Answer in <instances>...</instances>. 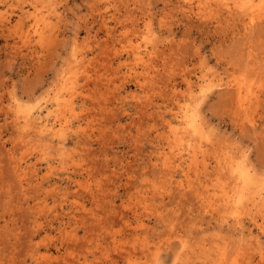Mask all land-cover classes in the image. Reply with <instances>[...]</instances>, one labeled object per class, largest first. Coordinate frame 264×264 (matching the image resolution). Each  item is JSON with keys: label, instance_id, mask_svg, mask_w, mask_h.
Wrapping results in <instances>:
<instances>
[{"label": "rangeland", "instance_id": "obj_1", "mask_svg": "<svg viewBox=\"0 0 264 264\" xmlns=\"http://www.w3.org/2000/svg\"><path fill=\"white\" fill-rule=\"evenodd\" d=\"M195 1L196 3L194 2V6L197 9L198 7L196 5L199 4V1ZM230 1L233 2L236 0ZM54 2L56 5L54 4ZM178 2L179 1L177 0H0V264H51L54 263V260L52 258H55L57 256L61 257V260L58 264H109L111 260L117 261L118 264H130L127 262V260L123 259V257H121L117 253L118 251L116 249L112 248V243L111 246L108 247V249H105L104 246L100 247L101 249L99 247H96L99 242L98 238H100V234H104L105 232L109 234L114 232V235L120 242L127 244L126 246H124L125 244L123 245L122 243V246L125 247V249L127 248V250H129L131 248L129 251L134 254L135 259H138V262H140L141 259L144 258L140 262L141 264H146L145 258H148V254L150 258H152L151 255H153L155 252H160L161 257H159L162 261L165 259L164 256L167 255L165 263L167 262L168 264H174L175 261L178 260L174 257L176 252L175 250H177V252L179 253L180 250L182 251V248L184 246H181V244L183 243L182 239L188 241L189 243L188 247H186V250H188L186 252L188 255L186 256L188 257L187 260H189V262H186L188 264H213L211 263L210 259H216L215 256L217 258L221 257L225 259L226 264H264V230H260L261 228L257 226L253 221V218L255 217L259 223H263L264 227V219H262L264 217V201H261L264 200V198H261L260 194H256L258 197L256 196V199L255 197H253V200L250 201L251 205L253 202V213L255 212L253 216L258 215L257 217H252V214L244 213L246 215L245 218V216L242 215L246 224L245 233H241V231L239 233V230L236 229V227L233 225V218L232 221L230 220L231 222L229 221L228 223L223 222L221 218L220 220L217 216V210H214V208L211 207V205L216 202V198L212 197V200L207 199L209 195H212L210 193H213L215 190H217L218 192L220 190L219 186L220 188H223L231 180V178L229 179V176L226 173L221 174V172H219V169L214 167L216 166L214 164L216 163L215 159H211L212 157H216H214L213 154L217 153L218 155H222V150L225 155L229 151L228 155L230 157L228 158H233L234 156V159L235 157H239L237 155H239L240 151L241 153L245 154L248 152L246 156H249L247 159L249 160L248 162L252 164L255 168L254 172L258 170L259 175L260 173L262 175L264 174V73L259 72L262 71V64L264 63V19L262 20L263 23L262 21H259L260 23L258 22L260 27L258 26V24H256L255 26V32L257 31L258 34L254 33L253 30L251 33L253 37H251V35L249 34L248 37L247 35H245L244 37L243 33H238L239 30L242 28V25L239 26V24L242 23L240 22L241 20L239 18H235L237 20L234 21L235 19L230 17L224 6H220L221 9L224 8L222 9L224 10V13L222 14L223 11L218 8L219 5L215 2H212V6L210 5L212 8L210 6L207 7V5L204 6L205 10H207L206 15L210 17H206L205 15V18L207 19L202 18L205 12H202V17L201 14H199L197 17V11L199 9H197V11L195 9V13L193 12L194 14L192 12H189V18L186 17V14L188 12L185 11L188 10H185V8L183 7L185 6L183 5L184 3L180 2L178 4ZM213 3L214 5H217V8L216 6L213 8ZM34 5L35 8H41V10L39 9L40 13L41 11H43V14H49L52 11L51 18L53 21L51 22V24L53 22L55 24L51 25V28L49 27L48 30H46L45 32V37H49L48 35H50L51 39L47 37V39H41L36 35H32V38H30V42H24L22 39L23 37H21L20 35H23L24 32L28 31L30 25L33 24V21L31 19H25L23 21H20V13L22 14V10L26 9L32 12L36 10L39 12L38 9L34 8ZM57 5L58 7H56ZM180 6L184 9V11ZM208 9L209 11L211 10L210 12L214 13V15L211 16ZM56 13H59V16L61 17L57 16ZM226 13L227 16L225 15ZM191 14H193V16ZM218 14L220 15V17H218ZM147 21L151 22L153 27L148 26L151 24H147ZM151 28L153 32L150 31V33L149 30H151ZM52 29L54 31H52ZM142 29L144 30V34L147 32L146 29L148 30L146 34H149L152 37V39L150 38V40H152L154 44V41L158 38H160L159 41L161 42L156 40L157 45L155 46L158 48L156 49L157 51L155 50V52H157V56L155 55L154 60L160 72L157 71L158 73H154L156 75V78L154 77L155 75L153 73V75H149L146 73L142 74L143 76L141 75L138 79V81H142L141 85L140 81H135V79L134 81L132 78L125 79L123 74L124 71H127L129 68H136L138 71L140 70L139 68H142L141 65H136V59H134L135 57L133 55V51L130 50L132 47L130 46V43L127 44L130 37H133L132 40H130L129 42L132 41V44L134 43V41L135 43L137 41V43L139 42L138 44H140L141 41V45L143 46L142 48L144 49L146 40H144L143 37H145L146 35L143 36ZM52 32H54L55 36H53L54 34H52ZM154 33H156V35L158 34V38L154 37ZM126 34H128V36L130 37H127ZM111 35L115 37H112ZM136 35L139 38H137ZM123 36L126 37L125 40ZM153 38L156 39L154 40ZM112 42L113 44L117 43V45L114 46L116 48L114 50L111 49V47H113L111 46ZM125 44L128 48L125 46ZM154 44H149L151 49L153 48L151 46H153ZM118 46L122 48L126 47L128 51L124 49L120 51V54L114 55V53L119 49ZM246 49H248L247 54ZM111 50L114 51V53L111 52ZM249 51L251 52V54ZM128 53L130 55H128ZM252 54H256L254 56L255 58ZM200 55L202 59L200 58ZM77 56H79L77 59L79 60L80 58H82V61L79 60L75 63V58ZM130 56L133 57L130 58ZM252 57L255 60H251ZM112 58L114 59V61ZM261 58L263 61H261ZM108 60L111 62L107 63ZM124 60H129L128 62L130 64V67L125 65L120 66L123 63H127ZM241 61L244 62L242 63ZM253 61L255 62L253 63ZM239 62L241 66H239ZM112 63L113 65H115V67L112 65ZM203 63H206L207 65H204ZM244 63L245 67L242 68V64ZM255 63L257 66L258 64L262 65V67L259 65L258 70L257 66L254 65ZM247 65L251 69V77L249 78L253 77L250 80L251 86L253 87L251 101L254 97L256 101L255 99L254 101H252L250 105V111L246 113L247 115L235 116V114L233 115V113L235 112L232 111L234 109L232 107V101L230 99L231 90L227 82L232 81V78L233 80H236L234 79L235 74L236 76L240 75L241 77V74L244 72L243 70L245 69V74L247 75H244L243 73V76L248 77L249 73H246L249 72V69L246 68ZM106 66L112 67H110L109 69ZM202 66L204 67V70L206 69L205 71L207 72V76ZM117 67H120L121 69L119 68L118 70ZM253 67L255 68V71L258 72L256 73V75L261 73L257 75L260 76V80L257 76H252L253 74L255 75V73H253ZM71 70H73V72ZM105 70H107L108 72H105ZM76 71L81 74H78ZM141 71L143 70L141 69L139 72ZM202 71L204 72L201 73ZM69 74H73V79L78 77L77 81L76 79L74 80L76 82V91L74 98L76 101V110L78 112L76 111V117L71 118L72 125L71 127H68V130H66L65 148L67 147V150L64 149L63 151H59L57 153L53 151L54 156L51 157L55 159V161L57 162L55 163L57 165H59V161L61 159L66 160V164L64 165V167L61 166L62 170H60V166L58 167V169H60L58 170L57 176L53 175L51 181L46 182L44 184V187H41L42 189L33 188L36 186L37 183L36 181H33L35 180L33 174H30V176H28V178L30 177L31 180L33 179L32 181H30V183H28V178L25 179V182L24 180L22 182L21 178L17 176L18 174L16 173V171H14V168L16 167L17 162L24 164L25 166L28 165V163L34 164L38 162L40 175L43 176L46 174L47 171V160H45L41 156V147H37V151L34 150L36 148L34 146H37V144L34 145V141H36L38 137L32 130H29L30 133L29 131L26 132L28 128L25 127L27 128L25 130L23 124L25 123V118H23L24 115L22 116L20 115V113L24 110H29V108L34 104V106H36V104L37 106L33 107V109L31 108L32 111H36L40 105H46V101H48L47 104H49V100L51 101L52 99L51 95L53 93L55 94V92L61 86L62 81L64 80L63 77L69 76ZM107 74H109V79L111 78V82L113 81L112 83L110 82V80H108V77H106ZM201 74L204 75H202V79H204V77L207 78L206 83L209 91H206V97L210 95H208V93H211L213 91V93H211L208 99L205 97V99H207L206 101L202 100L203 103L205 101L204 104L202 103L203 109H201L200 106L198 107L199 110L201 109V111H204H199L200 115L203 113L201 115V121L204 123L206 128H208V123V130L211 131L208 132H210V134L215 137L213 138V136H211L213 139L219 138V140H222L220 141V147L221 145H224L221 147H224V149H217L220 143L219 140L217 139V143L211 137L210 138L212 139V142H210L211 139H207V141L203 143L204 145L202 147V151L205 150L204 146H206V149L208 150L206 151L209 154H205L203 153V151L199 154V158H201L200 160L206 158V161L209 163L208 166H210L207 168L208 172L206 170L203 173V167H201L202 175L200 180L198 179L200 182L195 176V180L198 181L196 182L194 180V175L196 173L194 172V170L190 171L189 178L191 177L190 179L193 180L192 182L194 184V188L198 189V191L201 190V192L205 194L207 201L204 202L198 197V193H196L194 189H192L191 192L189 189V191L187 190L189 195L186 196V198L180 195V189H177L178 181L182 179L186 182V184L189 181L187 177L185 178L184 174L182 178L181 172L177 173V177L175 178L177 181L176 183L175 181H172L171 184L168 177H162L160 179L157 178L158 176L161 177V174L162 176H164V173H161V169L155 167L153 165V163L155 162H152V160L150 159V157H152L153 161L156 160L157 148L165 146V149L167 150V139L174 135V132L170 130L171 128L168 129L170 127L168 125V122L172 121V119L175 118V113H177V111H182L184 107H186L185 104H187V106H192L191 96H189L190 88L184 77L186 76L191 78L195 94L196 92L201 94V90L199 87V84L200 86H202L203 84V81L199 76ZM145 75L151 78L153 76L156 79L157 83L156 81L154 82L155 86L153 85V81L149 82ZM104 77H106L109 82H107L106 78L104 79ZM123 78L126 80L125 83L124 81H122L124 80ZM151 78L148 79L151 81ZM208 78H210L211 80H208ZM253 79H255V84ZM221 80L224 82V84L223 82L219 83V81ZM211 81H214L213 87H211L213 84L211 83ZM92 82H94L93 85L95 84L93 87ZM196 82L201 83L198 84ZM216 82L218 83L216 84ZM256 83H258V86L260 87L257 88ZM106 85L109 89L111 88V90L107 89ZM215 85H217L218 87L220 86V89L216 88ZM96 86H98L97 88L100 91L96 90ZM114 86L116 88H114ZM146 87H148V89ZM211 88H215L216 90H212ZM225 91H227L228 93L225 94ZM90 94L92 96H90L91 98L89 99V96L87 95ZM147 94L150 95L149 97H152L154 103L152 105L153 107L151 106V108L145 109V104L142 105V103L147 101L143 100L144 96H148ZM255 94H259V96L256 95L258 96L256 97ZM137 97L139 99L141 98V100H143L144 102H142L141 100L139 101ZM147 98L148 97H146V99ZM36 101L38 103H36ZM12 102L14 104H12ZM94 103L96 105H94ZM139 103L140 109L138 106ZM254 103H256V105ZM14 105L20 111L19 112L17 110L19 113L18 116H20L18 117L16 115V117L18 119L21 118V120H18L14 116L16 113V107H13ZM136 106L138 109L136 108ZM154 106L155 109L157 108L156 110H159L158 114L161 112L160 110L162 109L160 115L157 114V111H155ZM180 106L181 108L183 107L182 110H179L181 109ZM193 106L191 107L192 110L194 109ZM11 107H13V109H11ZM100 107L102 109H100ZM90 108L92 110L95 108L96 110L93 111L96 112L94 113L92 110H90ZM229 108H232V110H230ZM138 110H141V112ZM251 110H253V114ZM153 111H155L158 116L155 114V112L153 114ZM80 112L81 115L78 114ZM146 112H148L149 114H147ZM204 116L206 122L208 121L207 123L205 122ZM244 116L247 117L245 118ZM250 118L251 120L253 119V122H251V124H253L254 126H252L251 124H247L246 119L248 121H251ZM236 120L238 123L236 122ZM238 120L241 121V123L245 122L243 123L244 126L242 125L244 127L243 130H241V124V128L239 127L240 122ZM14 121L15 123L19 122L20 125L23 124L22 127H17V125H20L18 123L17 125L14 124ZM176 124L178 128L181 127L180 122L178 123L176 121ZM255 124H257V126ZM246 126L248 127L246 128ZM16 127L19 128L18 130L22 131L18 132ZM210 127L216 130V133ZM24 131L25 133H23L24 136L22 138V132ZM170 133L172 135H170ZM25 134L26 136H28L26 137ZM32 135L36 138H34L33 142L31 141ZM215 135H217V137ZM223 140H225V142ZM140 141L142 143H140ZM23 142H25V144H23ZM136 144H140L138 148ZM213 144L218 147L214 146ZM31 145L34 147V149L33 147H31ZM209 145L216 151V153L209 147ZM53 146H55V148L57 149V141L53 144ZM140 146L143 147V150L142 148L140 150ZM23 148H25L23 152L28 153L30 151V153H28V155L24 157L23 154L25 153L22 152ZM31 148L35 151L34 153L31 151ZM210 149L212 150L211 155L209 152L211 151ZM234 149L235 151H238L240 149L241 150L236 152V155L234 154L235 151L233 152ZM242 149L246 150V152ZM218 150L221 151L218 152ZM67 152L70 156H67ZM58 153L60 157L63 155L62 158L58 157ZM146 153L149 156L146 155ZM208 155L210 156V158ZM225 155L219 157L223 158L228 156ZM38 157L42 159L40 160V158L38 159ZM23 158L25 159L22 160ZM209 160L212 161L210 162ZM137 163H142V166H139L140 164H138V166L139 170L143 169V172H139L138 166L136 165ZM107 164L109 166H107ZM252 165H250V167H252ZM109 167L111 169H109ZM214 169L217 171H215ZM111 170L113 173L110 172ZM114 173H116L117 175ZM131 173L134 174L131 175ZM14 174H17V177ZM110 174H114V177H109ZM155 174H157V177L155 176ZM216 174H219V176L221 175V177L224 176L221 178V180L219 179V182H222L221 185L219 184V182H216L218 181L216 179H218L219 177H216ZM134 176H136V178L139 180L136 181V179H133ZM128 177H130L131 182L128 179L130 183H127ZM163 178L165 179L163 180ZM226 178L229 179V181ZM207 179L209 180V183L206 182L208 186L205 183V181H208ZM261 179L263 180L262 185L264 187V175L263 177H261ZM148 180H150L151 182H149ZM224 180L225 182L227 180L226 184ZM146 181L147 183H145ZM213 182H216V185L219 184V186H217L218 189L213 190L215 188V184ZM212 183L214 185L213 187H210ZM27 184H29L31 187ZM198 185L199 187H196ZM204 185H206V187H209L210 189H206V187L205 190L202 189ZM156 186L157 188L159 187V189H157ZM161 187L163 189H161ZM171 187L172 192L168 193L167 190L171 189ZM35 189H37L38 191ZM153 189H155V191ZM53 190L54 193L52 192ZM156 190L161 192H158L159 194H157ZM173 191L174 193L175 191L178 192L174 194ZM204 191H206V193ZM153 192L156 196L153 194ZM191 193H194L195 195L193 196ZM254 199L256 202L254 201ZM139 200L144 203L147 201V203L153 204L151 208L152 210H142V204ZM208 200L211 203H207ZM98 201L100 205L102 204L101 206L98 204ZM202 203H205V207L207 204L206 208H209V204H211L210 207L213 208V210L210 208L208 209L209 212H207L206 210H202ZM42 207L43 209H45L46 207L49 210L45 209L46 211H44L42 210ZM138 208H140L139 212L140 210H142V218L146 222L147 228H139L138 232H136L135 227L136 225L138 226L137 221L139 220L137 215L134 214V212ZM39 212L43 213L42 216ZM55 213H57V216ZM236 214L237 213H229L228 215ZM96 215L101 216V221L104 218V221H102V226L104 228L102 227V229L100 228V230H98L100 231V233L97 231L93 233V231L85 230L87 228L86 226L92 220H94L93 218H95ZM62 217L65 219H63ZM231 217L232 216H230V218ZM162 218H165L168 221L165 222ZM105 220L108 221V224H106ZM126 220H129L132 225H128V223L125 224ZM83 221L84 223H88L84 224ZM167 223H169V226L166 225ZM42 225L45 227H43ZM100 225L101 223L99 224V226ZM66 226L67 231H64L63 228H66ZM83 226L86 228H84ZM113 226L116 228L115 231L117 230V232L114 231ZM105 227L107 230L105 229ZM112 227L113 230L110 231ZM129 227H131V230H133H129ZM35 228L38 229L39 232H37L38 230H36ZM57 228L60 229L57 230ZM32 230L33 233H36L30 235ZM71 233L72 236L75 237V241H72L65 237L67 234ZM87 233H89L90 235L92 234V236L94 237L90 236ZM239 234L241 235L239 236ZM26 235H28V239L27 237H24ZM133 235H137V237L135 236V238L139 237V240L136 239L135 241ZM242 235L243 237H241ZM62 236L64 239L62 238ZM118 236L120 239L118 238ZM131 236L134 238L133 241H135V243L132 242V238H130ZM250 236L252 238H250ZM56 237H59V244L62 245L60 246L61 251H58L57 249H55V246L50 244L52 243L50 240H53ZM168 237H172V240L170 241L172 243V247H176L177 244L179 245V242H181V244L177 246L178 248L173 247L172 250L171 248L168 249L167 245L165 244L162 246L163 249L157 250ZM42 238H45L47 241L49 239V243L44 244L43 240L45 239ZM80 238H83V242H85L81 244L86 245L87 242V247L84 245L83 248L81 247L82 245H80L79 242H81L83 239ZM94 238L95 240H93ZM145 238H148V241L152 245ZM179 238L182 241L179 240ZM30 239L32 240L28 242V240ZM85 239L87 240L85 241ZM140 239L142 241L141 244H139ZM232 239L234 241L237 240V243L233 242ZM89 240L92 241V243ZM110 241L112 242V240H108L107 242L102 241V243H104V245L106 246L107 244L109 245ZM144 241L146 243H149L150 249H153L154 251L153 253L151 252V250H148L146 254L143 252V246L145 244ZM220 241L222 243H220ZM223 241L226 242L224 243ZM38 242L41 244H39ZM131 242L133 243L134 248H138L135 249V252L133 251L134 248L131 246ZM157 242H159V244L155 245V243ZM128 243H131V245ZM28 244H30V246ZM138 244L139 246L142 245L140 246L142 247V250H140ZM199 244L200 247L203 248H200L198 246ZM209 244L212 247H210ZM234 244L238 248L235 247ZM240 244L242 245L243 249L240 247ZM63 245H65V247L61 248L63 247ZM189 246L190 248H192L193 251L190 250ZM205 246L208 252L204 249ZM154 247L156 248V250H154ZM92 248L96 249L93 250ZM219 248L220 250H218ZM228 248L231 250H229ZM232 249L234 250V253H237L236 255L234 253L232 254ZM65 250L67 251L65 252ZM136 250H138L137 253ZM162 250L164 252L161 253ZM217 250L219 252H217ZM236 250L240 253H238ZM102 251H104L105 254L102 253ZM172 251L174 255H172ZM198 251H200V254L202 253V257L200 256V254L197 255V253L196 255H194L195 252ZM223 251L224 253H221L219 256V253ZM39 253L41 255H39ZM45 253L47 254V256ZM66 253L69 254L65 256ZM163 253L168 254L164 255ZM242 253L244 254L243 256ZM61 254L63 255L61 256ZM102 254H104L105 256L107 255V257L103 255V258ZM189 254H191L190 257ZM224 255L227 256L223 257ZM231 255L232 258L230 260ZM184 256H180L182 259L179 258L181 262L177 261L178 264H187L185 261H183L185 259H183ZM171 258L174 259V262H170ZM190 258H192L191 261ZM84 260L89 262H84ZM192 261L194 262L192 263Z\"/></svg>", "mask_w": 264, "mask_h": 264}, {"label": "bare ground", "instance_id": "obj_2", "mask_svg": "<svg viewBox=\"0 0 264 264\" xmlns=\"http://www.w3.org/2000/svg\"><path fill=\"white\" fill-rule=\"evenodd\" d=\"M177 1H179L178 2V4L180 3V2H183L182 4L183 5H185V6H183L184 8H185V10L187 9L188 11H185V12H188L186 15V17H189V12H194L195 11V6H194V2L196 3V1L195 0H177ZM199 1V2H198ZM233 1V0H232ZM59 2V1H58ZM197 2L199 3V4H197L196 6L198 7L197 9H199L198 11H197V9H196V11H197V17H198V15L199 14H201V17L203 16L202 14V12H205L204 13V16L202 17V18H204V19H207V18H205V15H206V11L207 10H205V8H204V6L205 5H207V7L208 6H212V2H215L216 4H218L219 6H218V8H220V6L222 7V6H224V8L226 9V11L228 12V14L230 15V17L231 18H233V19H235V18H239L238 20L240 21V22H242V23H240L239 24V26L240 25H242V28L241 27H239V28H241L240 30H239V32L238 33H243L244 34V37H245V35H247V37H248V34L249 35H251V37H253L252 36V31L254 30V33H257V31L255 32V26H256V24H258V26H259V21H262L263 19H264V0H236V1H233V2H231L230 0H197ZM60 3V2H59ZM209 3V4H208ZM211 3V4H210ZM54 4H55V2H54ZM135 4H136V2H135ZM56 5V4H55ZM36 6H38V5H36ZM210 6V7H211ZM216 6V8H217V5H214V3H213V8ZM56 7H58V5L56 6ZM181 7V6H180ZM34 8H35V5H34ZM182 8V7H181ZM203 8H204V10H203ZM212 8V7H211ZM224 8H222V9H224ZM35 9H38V8H35ZM40 10H41V8H39ZM38 9V10H39ZM183 9V8H182ZM207 9V8H206ZM221 9V8H220ZM221 9V10H222ZM40 10H39V12L36 10V11H34V12H32V11H30V10H22V14L20 13V21H23V20H25V19H31L32 21H33V24H31L30 25V28L28 29V31H26V32H24L23 33V35H20L21 37H23L22 39H23V41L24 42H30L31 40H30V38H32V35H36V36H38V37H40L41 39H44V38H46L45 37V32H46V30H48V28L51 26V25H53V24H55L54 22L51 24V22L53 21L52 20V11L49 13V14H43V11H41V13H40ZM183 11H184V9H183ZM208 11H209V9H208ZM211 11V10H210ZM209 11V12H210ZM214 11V10H213ZM216 11V10H215ZM223 12H222V14L224 13V10H222ZM57 12V11H56ZM59 13H60V11H59ZM59 13H56V15L57 16H59ZM195 13V12H194ZM193 13V14H194ZM193 14H191L192 16H193ZM207 14H208V12H207ZM220 14V13H219ZM218 14V15H219ZM190 15V16H191ZM210 15L212 16V15H214V13H212V12H210ZM226 16H227V13L225 14ZM224 16V15H223ZM59 17H61V16H59ZM206 17H210V16H207L206 15ZM214 17V16H213ZM212 17V18H213ZM218 17H220V15L218 16ZM190 18V17H189ZM216 18V17H215ZM224 18H226V17H224ZM192 19V18H191ZM210 19V18H209ZM221 19V18H220ZM232 19V20H233ZM201 20H203V19H201ZM222 20H224V19H222ZM228 20V19H227ZM237 19H235L234 21H236ZM149 21H151V20H149ZM149 21H147L146 23L148 24V23H150L151 24V22H149ZM204 21H207V20H204ZM203 21V22H204ZM218 21V20H217ZM230 21V20H229ZM259 22V23H258ZM262 23H263V21H262ZM263 25V24H262ZM137 26V25H136ZM148 26H152V24L151 25H148ZM53 27V26H52ZM146 27V26H145ZM153 27V26H152ZM260 27V26H259ZM264 27V26H263ZM51 28V27H50ZM56 28V27H55ZM143 28H144V26H143ZM147 28V27H146ZM139 29V28H138ZM150 29V28H149ZM135 30V29H134ZM143 30V29H142ZM237 30V31H238ZM23 31H24V29H23ZM49 31H50V29H49ZM48 31V32H49ZM52 31H54L53 29H52ZM146 31L148 32V30L146 29ZM150 31H152L153 32V30H152V28H151V30H149V32ZM155 31V30H154ZM141 32V31H140ZM144 32V30L142 31V33ZM146 32V33H147ZM50 33V32H49ZM56 33V32H55ZM144 34L143 33V36L144 35H146L145 37H143L144 38V40H146V44H145V48L143 49L142 47V45H141V41H140V44H138L137 43V41H136V43H135V41H134V43L135 44H137V45H135L134 43H132V44H134V45H132L131 44V42H129L130 40H132V38L133 37H130V36H128V34H126L127 35V37H130V39H129V41H128V43H127V40H126V43L127 44H129L130 43V46L132 47L130 50H132L133 51V55H134V59H136V65H141L142 66V68H139L140 70L142 69L143 71H141V72H139L136 68L134 69V68H126V69H128L127 71L125 70L124 71V78L125 79H129V78H132L133 79V81H134V79H135V81H138V79L140 78V76L142 75V74H144V73H146V74H154L155 72H160V70L158 69V66L155 64V62H154V60H155V55L157 54V52H155V50L158 48V47H156L155 45H157V42H156V40L157 41H159V39L160 38H158L157 37V35H156V33H154V37H157L158 39H156V38H153L155 41V44L152 42V40H150V38L152 39V37L149 35V34ZM151 33V32H150ZM263 33H264V31H263ZM22 34V33H21ZM52 34H54V32H52ZM52 34H51V37H52ZM136 34V33H135ZM258 34V33H257ZM48 35V34H47ZM114 35H115V31H114ZM156 35V36H155ZM254 35H256V34H254ZM49 37H47V38H49V39H51L50 38V35H48ZM53 36H55V34L53 35ZM112 37H115V36H113V35H111ZM137 36V35H136ZM139 36H140V34H139ZM243 36V35H242ZM124 37V36H123ZM250 37V36H249ZM46 38V39H47ZM56 38V37H55ZM125 38L126 37H124V40H125ZM136 38V37H135ZM137 38H139L138 36H137ZM36 39V38H35ZM40 39V40H41ZM113 39V38H112ZM128 39V38H127ZM246 39V38H245ZM253 39V38H252ZM117 40V39H116ZM119 40V39H118ZM120 40H122V39H120ZM123 40V41H124ZM135 40V39H134ZM138 40V39H137ZM140 40V39H139ZM250 40V39H249ZM143 41V40H142ZM39 42V41H38ZM43 42V41H42ZM114 42V41H113ZM113 42H112V45L111 46H115V45H117V43L116 44H113ZM118 42H120V41H118ZM145 42V41H144ZM159 42H161V41H159ZM115 43V42H114ZM149 44H154L153 46H151V47H153L152 49L150 48V45ZM122 46V45H121ZM124 46V45H123ZM125 46L127 47V45L125 44ZM160 46V45H159ZM113 47H111V49L112 50H114V49H116L115 47L113 48ZM126 47L124 48H122V47H119L118 46V48L120 49H118L115 53H114V51H112L111 50V52H113L114 53V55L115 54H120V51L121 50H127L128 51V49H126ZM108 48V47H107ZM122 48V49H121ZM128 48V47H127ZM248 48V47H247ZM247 50L248 49H246V54H247ZM254 50V49H253ZM157 51V50H156ZM250 51H251V49H250ZM249 51V52H250ZM248 52V53H249ZM255 52V51H254ZM253 52V53H254ZM112 53V54H113ZM159 53V52H158ZM256 53V52H255ZM250 54H251V52H250ZM128 55H130L129 53H128ZM159 55V54H158ZM253 55V57L256 55V54H252ZM117 56V55H116ZM115 56V57H116ZM157 56V55H156ZM79 56H77L76 58H75V63L76 62H78L79 60L80 61H82L81 59L82 58H80L79 60L77 59ZM115 57H114V59H115ZM131 57H133V56H130V58ZM246 57V56H245ZM251 58V60L253 59V60H255L254 58ZM200 58H201V55H200ZM247 58V57H246ZM256 58H259V57H256ZM84 59V58H83ZM113 59V58H112ZM114 59H113V61H114ZM133 59V58H132ZM133 59V60H134ZM202 59V58H201ZM110 60V59H109ZM108 60V62L107 63H110L111 61H109ZM120 60H122V59H120ZM131 60V59H130ZM260 60V59H259ZM258 60V61H259ZM125 61V60H124ZM129 60H127V61H125V62H127V63H123V64H121L120 66H129L130 67V64H129V62H128ZM201 61H203V60H201ZM257 61V60H256ZM261 61H263L262 60V58H261ZM157 62V61H156ZM242 62V61H241ZM244 62V61H243ZM242 62V63H243ZM251 62V61H250ZM255 61H253V63H254ZM74 63V62H73ZM252 63V64H253ZM257 63V62H256ZM256 63L254 64V65H256ZM259 63V62H258ZM261 63H263V62H261ZM104 64H106V63H104ZM133 64V63H132ZM204 64V63H203ZM206 64V63H205ZM204 64V65H205ZM111 65V64H110ZM112 65H113V63H112ZM118 65V64H117ZM207 65V64H206ZM243 66H242V68H244L245 67V63L244 64H242ZM259 65L260 64H258V66H257V68L259 67ZM263 65V67H264V63L262 64ZM262 65H260L261 67H262ZM108 66V65H107ZM106 66V67H107ZM114 67H115V65H113ZM239 66H241V64H240V62H239ZM253 66V65H252ZM251 66V67H252ZM79 67V66H78ZM77 67V68H78ZM110 67H112V66H110ZM110 67H107V68H109L110 69ZM135 67V66H134ZM203 67V66H202ZM206 67V66H205ZM255 67V66H254ZM253 67V68H254ZM261 67H260V69H261ZM262 67V71H264L263 68ZM71 68V67H70ZM77 68H75V69H77ZM119 68L120 67H117V69L119 70ZM246 68H248L249 69V72H246V73H249L248 74V77L247 76H243V73H244V75H247V74H245V71H246V69L245 70H243L244 72L241 74V77H240V75H237L236 76V74H235V78L234 79H236V80H233V78H232V81H228L227 82V84L229 85V87H230V90H231V96H230V99H231V101H232V107H233V109L234 110H232V108L230 109V110H232V111H234L235 113H233V115L235 114V116L237 115V116H242V115H247L246 113H248V111H250V105H251V103H252V101H254V99H255V97L254 98H252L253 100L251 101V97H252V86H251V79L253 78H249V77H251V75H250V68H249V66L247 65V67ZM256 68V67H255ZM255 68H254V72L253 73H255V75L253 74L252 76H257V75H259V74H261V73H264V72H262V71H259V72H261V73H259V74H257L256 75V73H258V72H256L255 71ZM73 69V68H72ZM81 69V68H80ZM121 69V68H120ZM74 70V69H73ZM73 70H71L72 72H73ZM108 70V69H107ZM107 70H105V72H108ZM117 70V71H118ZM203 70H204V67H203ZM206 70V69H205ZM204 70V71H205ZM241 70V69H240ZM258 70H259V68H258ZM70 71V70H69ZM75 71V70H74ZM204 71H202L201 73H203ZM77 72V71H76ZM75 72V73H76ZM81 72V71H80ZM104 72V73H105ZM157 72V73H158ZM206 72V71H205ZM211 72V71H210ZM214 72V71H213ZM212 72V73H213ZM69 73V72H68ZM78 73V72H77ZM76 73V74H77ZM104 73H103V76H104ZM117 73V72H116ZM121 73H123V72H121ZM252 73V72H251ZM78 74H81V73H78ZM83 74V73H82ZM119 74V73H118ZM152 74V75H153ZM205 74V73H204ZM66 75H67V73H66ZM106 75V74H105ZM151 75V76H152ZM155 75V74H154ZM159 75V74H158ZM157 75V76H158ZM202 75L203 74H201V75H199L200 77H201V79H202ZM218 75V74H217ZM250 75V76H249ZM143 76V75H142ZM146 76V75H145ZM204 76V75H203ZM206 76H207V72H206ZM213 76V75H212ZM212 76H210V77H212ZM220 76V75H219ZM241 78H239V77ZM242 76H243V78H242ZM106 77H108V80H110V82H111V78L109 79V74H107V76ZM106 77H104V79L106 78ZM112 77V76H111ZM155 78H156V75L154 76ZM153 76H152V78L151 77H147L146 76V78H147V80L149 81V82H152L153 81V85H154V82L156 81V79L154 78ZM218 77V76H217ZM239 79H237V78ZM245 77H247V78H245ZM258 78H259V80H260V76H257ZM62 78V77H61ZM64 78V80L62 81V84H61V86L58 88V90L55 92V94H54V96H53V94L51 95L52 96V99H51V101L49 100V104H47L48 103V101H46L47 103H46V105H40L39 107H38V109L36 110V111H32V109H33V107H36L37 106V104H36V106H31L30 108H29V110H24L23 112H24V114H23V112H21L20 113V115H24V117L23 118H25V120H24V122L25 123H23L24 124V128L25 127H27V128H25V130H26V132L27 131H29V130H32L36 135H37V137H38V139H36L35 137H33V135H32V138H33V140H32V138H31V141L33 142L34 141V138L36 139V141H34L35 143H34V145L35 144H37V146L35 145L34 147H36L35 149H34V147L31 145V147H33V149L35 150V151H37V147H41V156H42V158H44L45 160H47V171H46V174L45 175H43V176H41L40 175V171H39V164H38V162H36V163H34V164H30V163H28V165H24V164H21V163H19V162H17V165H16V167L14 168V171H16V173L18 174H14L15 176L17 175V176H19L20 178H21V180H22V182H23V180H24V182H25V179H27L28 178V176H30V174H33V177H35V180H33V181H36L37 183H36V186L35 187H33V188H37V189H42L43 187H44V184L46 183V182H49V181H51V178L53 177V175H55V176H57V174H58V170L61 168V166L62 167H64V165L66 164V160H64V159H61L60 161H59V165H57L56 163V161H55V159H53V158H51V157H53L54 155H53V151H55L56 153L57 152H61V151H63L64 149H66L65 148V146H66V130H68V127L70 126L71 127V118H73V117H76L77 116V113H76V101H75V98H74V95H75V91H76V82L74 81L75 79H76V81H77V78H75V79H73L74 77H73V74H69V76H65V77H63ZM123 78V79H124ZM151 78V81L149 80V79ZM185 78V80L187 81V83H188V85H189V88H190V95L189 96H191V100H189V101H191L192 102V106H193V108L195 109H191V105H189V106H187V104H185L186 105V107H184V109L182 110V108H181V106H180V108L181 109H179V110H182V111H180V112H178L177 111V113H175V118L174 119H172V121H170V122H168V125L170 126L168 129H170V130H172L173 132H174V135L172 136V137H169L167 140H168V146H167V150L165 149L166 147L164 146V147H161V148H157V150H156V160L155 161H153V159H152V157H150V159L152 160V162H155V163H153V165L155 166V167H157V168H159V169H161L160 171H161V173H164L163 175L164 176H162V174H161V177H157V174H155V176L157 177V178H162V177H168L169 178V180H170V183L172 184V181H175V183L177 182L176 181V177H177V173L178 172H181L182 174V178H183V174H184V176H185V178L187 177L188 178V182H187V184H186V182L184 181V180H182V179H180V181H178V187H177V189H180L179 190V192H180V195H182L183 197H185L186 198V196H188L189 195V193H188V191L190 190V192H191V190L192 189H194V191L196 192V193H198V197L204 202V201H207V199H211L212 200V197L213 198H216L215 200H216V202H214L212 205L211 204H209V208L210 209H212L213 210V208H214V210H217L216 212H218V217H219V219L221 218L222 219V221L223 222H229L230 220L232 221V218L234 219V223H233V225L236 227V229H238L239 230V233H240V231H241V233H245V226H246V224H245V220H244V218H243V216L242 215H244L245 216V218H246V215L244 214V213H246V214H252V217H254V216H256V215H254L253 216V214H255V212L253 213V202H252V205H251V200H253V197H255V199H256V194H260L261 195V198L263 197L264 198V192H263V190H264V187H263V185H262V182H263V180L261 179V177H263V175L260 173V175H259V172H258V170H256L257 171V174H256V171L254 172V167H253V165L252 164H250L248 161V157L249 156H246L247 155V153L245 154V153H241V149L240 150H238V151H240V153H241V155H240V153H239V155H237L236 154V152H238V151H235V149L233 150V152L235 151V153L234 154H236L237 156H239V157H235V159H234V156H233V158L231 157V158H228V157H230L229 155H228V153H229V151H228V153L226 154V155H228V156H226L221 150H218V152H220L221 151V154L222 155H218L217 153H216V151L209 145V147L213 150V151H215V153L218 155H216V154H213L214 155V157L215 158H213L212 156V158L211 159H215V162L216 163H214L216 166H214L215 168H218L219 169V172H221V174L222 173H226L228 176H229V179L231 178V180L229 181V179H227L229 182L226 184V182H227V180H226V182H225V180H224V182H225V186L223 187V188H220V186H219V184L221 185V183L222 182H219V179L221 180V178L222 177H224V176H222L221 177V175L219 176V174L217 175L216 174V177L217 176H219L218 177V179H216V180H218V181H216V182H219V184L218 185H216L214 182V184L212 183V185L210 186V187H213V185L215 186V188L213 189V190H215V189H218V187L217 186H219V191L217 192V190H215L214 192H213V190H212V192L213 193H210V194H212V195H209L208 193V197H207V199H206V197H205V194H203L202 192H201V190L200 191H198V189H196V188H194V184H193V180H191L190 178H189V176H190V171H192V170H194V172L196 173L195 175H194V180L196 179V177H197V180L199 179L200 180V178H201V175H202V169H203V173L207 170V168L208 167H210V166H208V162L206 161V158L204 159H202V160H200L201 158H199V154L201 153V152H203V153H207V154H209L207 151V149H206V146H204L205 147V150H203L202 151V147H203V143L205 142V141H207V139H211L212 137L211 136H213L212 134H210V130H208V128H209V125H208V121L206 122V119H205V116H204V119H205V122L207 123V126H208V128H206V126L204 125V123L201 121V115L203 114H201L200 115V112H202L201 111V109H203V104L205 103V101L208 99V97L211 95V93H213V91L212 90H214L213 88H211L210 90L212 91L211 93H208V97H206V91H209V89H208V86H207V83H206V81H207V78L206 77H204V79H202V81H203V84H202V86H200V84L199 83H201V82H196V83H198L199 84V87H200V92H201V94L200 93H197L196 92V94H195V92H194V90H193V86H192V79L191 78H189V77H184ZM213 78V77H212ZM220 78V77H219ZM87 79V78H86ZM116 79V78H115ZM122 79V78H121ZM122 80V81H124V83H125V81L126 80ZM213 79H215V78H213ZM212 79V80H213ZM218 79V78H217ZM249 79V80H248ZM106 80H107V78H106ZM107 80V82H109ZM200 80V79H199ZM198 80V81H199ZM208 80H211L210 78H208ZM254 80V84H255V79H253ZM257 80V79H256ZM258 80V81H259ZM88 81V80H87ZM115 81V80H114ZM140 81V84L142 85V81L141 80H139ZM138 81V82H139ZM144 81V80H143ZM215 81V80H214ZM214 81H211V83H213ZM217 81V80H216ZM61 82V81H60ZM80 82V81H79ZM106 82V81H105ZM106 82V83H107ZM113 82V81H112ZM111 82V83H112ZM137 82V83H138ZM220 82H223L222 80L221 81H219V83ZM93 83L94 82H92V87L95 85H93ZM116 83V82H115ZM156 83H157V81H156ZM218 82H216V84H217ZM77 84H78V82H77ZM80 84V83H79ZM81 84H82V82H81ZM80 84V85H81ZM85 84V83H84ZM148 84V83H147ZM150 84V83H149ZM223 84H224V82H223ZM253 84V83H252ZM109 85V84H108ZM113 85V84H112ZM112 85H111V87H112ZM151 85V84H150ZM211 85V84H210ZM213 85H214V83L212 84V86L211 87H213ZM219 85V84H218ZM221 85V84H220ZM256 85H257V88L258 87H260V86H258V83H256ZM256 85H253V86H256ZM261 85V84H260ZM107 86V85H106ZM144 86V85H143ZM155 86V85H154ZM216 86V88H218V89H220L217 85H215ZM87 87V86H86ZM98 86H96V90H99L98 88H97ZM118 87V86H117ZM119 87H121V86H119ZM157 87V86H156ZM221 87H223V86H221ZM225 87V86H224ZM85 88V87H84ZM114 88H116L115 86H114ZM147 89H148V87H146ZM152 88H155V87H152ZM188 88V87H187ZM94 89H95V87H94ZM107 89H109L108 88V86H107ZM121 89V88H120ZM88 90V89H87ZM86 90V91H87ZM95 90V91H96ZM109 90H111V88L109 89ZM116 90V89H115ZM125 90V89H124ZM154 90V89H153ZM216 90V89H215ZM221 90H223V89H221ZM85 91V90H84ZM93 91V90H92ZM100 91V90H99ZM108 91V90H107ZM118 91V90H117ZM80 92V91H79ZM120 92V91H119ZM255 92V91H254ZM89 93H91V92H89ZM89 93H87V94H89ZM174 93H175V91H174ZM226 93H228L227 91H225V94ZM230 93V92H229ZM256 93V92H255ZM259 93V92H258ZM198 94V95H197ZM224 94V93H223ZM222 94V95H223ZM81 95V94H80ZM148 95V94H147ZM187 95H188V93H187ZM254 95V94H253ZM256 95H258L259 96V94H255V96ZM87 96H89V99L91 98L90 96H92L91 94L90 95H87ZM150 95H148V96H146V97H148L147 99H146V97L144 96V99L143 100H147L146 102H144L143 100H141V98L139 99L138 97V99H139V101L141 100L142 102H144V103H142V105L143 104H145V109L147 108H151V106L153 105V103H154V101L152 100V97H149ZM153 96V95H152ZM229 96V95H228ZM258 96H256V97H258ZM205 97L207 98V99H205ZM97 98V97H96ZM96 98H94V99H96ZM93 99V100H94ZM177 99V98H176ZM189 99V98H188ZM98 100V99H97ZM202 100H205L204 101V103H203V101ZM92 101V100H91ZM99 101V100H98ZM137 101V100H136ZM255 101H256V99H255ZM41 102V101H40ZM94 102V101H93ZM92 102V103H93ZM97 102V101H96ZM100 102V101H99ZM98 102V103H99ZM138 102V101H137ZM17 103V102H16ZM36 103H38L37 101H36ZM45 103V102H44ZM141 103V102H140ZM140 103H139V109H140ZM183 103H184V101H183ZM185 103H186V100H185ZM203 103V104H202ZM12 104H14L13 102H12ZM181 104V103H180ZM255 105H256V103H254ZM94 105H96L95 103H94ZM100 105V104H99ZM159 105V104H158ZM183 105V104H182ZM184 105V106H185ZM230 105V104H229ZM19 106H20V104H19ZM150 106V107H149ZM200 106V110L198 109V107ZM13 107H16L15 105L13 106ZM13 107H11V109H13ZM22 107V106H21ZM93 107V106H92ZM144 107V106H143ZM153 107V106H152ZM231 107V106H230ZM254 107H256V106H254ZM32 108V109H31ZM135 108V107H134ZM136 108H137V106H136ZM142 108V107H141ZM253 108V107H252ZM251 108V109H252ZM24 109V108H23ZM85 109V108H84ZM100 109H102L101 107H100ZM138 109V108H137ZM143 109V108H142ZM154 109H155V106H154ZM157 109V108H156ZM155 109V111H157V114H158V111L159 110H156ZM14 110H15V108H14ZM18 109H17V107H16V110H15V117H16V115L18 116V111H17ZM21 110V109H20ZM31 110V111H30ZM87 110V109H86ZM89 110V109H88ZM90 110H92L91 108H90ZM89 110V111H90ZM93 110H96L95 108L93 109ZM92 110V111H93ZM144 110V109H143ZM253 110H255V109H253ZM253 110H251V112L253 111ZM26 111V112H25ZM137 111V110H136ZM138 111H140L141 112V110H138ZM145 111V110H144ZM151 111V110H150ZM155 111H153V114H154V112ZM161 112H162V109L160 110ZM200 111V112H199ZM231 111V112H232ZM20 112V111H19ZM78 112V111H77ZM94 112V111H93ZM96 112V111H95ZM94 112V113H95ZM140 112H138V113H140ZM160 112V113H161ZM176 112V111H175ZM204 112V111H203ZM14 113V112H13ZM128 113V112H127ZM147 114H149L148 112H146ZM160 113L158 114V115H160ZM164 113V112H163ZM162 113V114H163ZM250 113V112H249ZM254 112H252V114H253ZM78 114H80L81 115V112L80 113H78ZM155 114H156V112H155ZM156 114V115H157ZM251 114V113H250ZM249 114V115H250ZM251 114V115H252ZM19 115V116H20ZM92 115V114H91ZM157 115V116H158ZM18 116V117H19ZM93 116H94V114H93ZM96 116V115H95ZM148 116V115H147ZM172 116V115H171ZM14 117V118H15ZM149 117V116H148ZM161 117V116H160ZM245 117V116H244ZM243 117V118H244ZM247 117V116H246ZM245 117V118H246ZM17 118V117H16ZM90 118H92V117H90ZM159 118V117H158ZM167 118V117H166ZM242 118V119H243ZM18 119V118H17ZM16 119V120H17ZM94 119V118H93ZM148 119H150V118H148ZM152 119H153V117H152ZM240 119V118H239ZM18 120H21V118H19ZM154 120H155V118H154ZM154 120H153V122H154ZM165 120V119H164ZM169 120V119H168ZM248 120H249V118H248ZM247 119H246V121H247V124H251V122H253V119L251 120V118H250V120L251 121H248ZM176 121L179 123L180 122V125H181V127L180 128H178L176 125ZM239 121V120H238ZM243 121V120H242ZM22 122V121H21ZM137 122V121H136ZM167 122V121H166ZM236 122H237V120H236ZM240 123H239V127H240V124H241V127H242V129L241 130H243L244 129V125H243V123H245V122H242L241 123V121H239ZM250 122V123H249ZM255 122V121H254ZM19 125H20V123L19 122H17ZM17 123H15V121H14V124H16L17 125ZM139 123V122H138ZM238 123V122H237ZM22 124V125H23ZM22 125H20V126H18L17 125V127H22ZM179 125V124H178ZM243 125V126H242ZM246 125V124H245ZM252 126H254L253 124H251ZM250 125V126H251ZM256 126H257V124H255ZM16 127V128H17ZM240 127V128H241ZM248 126H246V128H247ZM211 128V127H210ZM245 128V129H246ZM254 128V127H253ZM252 128V129H253ZM256 128V127H255ZM15 129V128H14ZM19 128H17V130H18ZM20 129H22V128H20ZM140 129V128H139ZM211 129H213V128H211ZM16 130V129H15ZM214 130V129H213ZM19 131H22V130H18V132ZM208 131H210V132H208ZM215 131V133H216V130H214ZM21 133V132H20ZM23 133H25V131L24 132H22V138H23ZM29 133H30V131H29ZM172 133V132H171ZM170 133V135H172ZM19 134V133H18ZM161 134H162V132H161ZM31 135V134H30ZM35 135V136H36ZM219 135V134H218ZM25 136H26V134H25ZM28 136V135H27ZM26 136V137H27ZM216 137H217V135H215ZM148 137V136H147ZM211 137V138H210ZM20 138V137H19ZM118 138V137H117ZM213 138H215L214 136H213ZM212 138V139H213ZM25 139V138H24ZM24 139H22V140H24ZM212 139L210 140V142H212ZM218 140H219V138H217ZM217 139H213V140H215L217 143H218V141H217ZM22 140H20V141H22ZM138 140H141V139H138ZM28 141V140H27ZM57 141V144H58V147H57V149L55 148V146H53V144L55 143ZM136 141V140H135ZM220 141H222L221 139L219 140V142ZM224 142H225V140H223ZM37 142V143H36ZM152 142V141H151ZM155 142V141H154ZM164 142V141H163ZM29 143V142H28ZM140 143H142L141 141H140ZM216 143V144H217ZM20 144H22V143H20ZM23 144H25V142H23ZM138 144V143H137ZM136 144V145H137ZM164 144V143H163ZM220 144H221V142L219 143V147L218 146H216L215 144H213L214 146H216V147H218L217 149H219V148H221L222 146H224V145H221V147H220ZM223 144H225V143H223ZM29 145V144H28ZM140 145V144H139ZM139 145H137V148H138V146ZM19 146H21V145H19ZM232 146V145H231ZM230 146V147H231ZM233 147V146H232ZM19 148V147H18ZM30 148V147H29ZM141 148H142V150H143V147L142 146H140V150H141ZM227 148H228V144H227ZM145 149V148H144ZM210 149V150H211ZM221 149H224V147L223 148H221ZM233 149V148H232ZM25 150V148H23L22 149V152ZM34 150H32V148H31V151L34 153L35 151ZM67 150V149H66ZM207 150V151H206ZM212 150L211 151H209L210 152V155H211V152H212ZM243 151H245L246 152V150H244V149H242ZM152 151V150H151ZM206 151V152H205ZM21 152V153H22ZM23 153H25V154H23V157L24 156H27L28 155V153H30V151L27 153V152H23ZM27 153V154H26ZM68 153V152H67ZM226 153V152H225ZM226 156V157H223V158H221L222 156H224V155ZM230 154H231V152H230ZM146 155H148L147 153H146ZM145 155V156H146ZM14 156V155H13ZM13 156H12V158H13ZM39 156V155H38ZM63 156V155H62ZM62 156L60 157L59 156V153H58V157H60V158H62ZM67 156H70L69 155V153H68V155ZM149 156V155H148ZM206 156V155H205ZM205 156H203V157H205ZM209 156V155H208ZM219 156H221V157H219ZM57 157V156H56ZM26 158V157H25ZM25 158H23L22 160H24ZM40 157H38V159H39ZM42 158H40V160L42 159ZM66 158V157H65ZM68 158V157H67ZM209 158H210V156H209ZM208 158V159H209ZM15 160V159H14ZM39 160V161H40ZM107 160V159H106ZM109 161V160H108ZM210 161V160H209ZM212 161V160H211ZM210 161V162H211ZM56 162V163H55ZM145 163V162H144ZM143 163V164H144ZM252 163V162H251ZM109 164V163H108ZM107 164V166H109ZM138 164H140V163H137L136 165L138 166ZM142 164V163H141ZM139 165V166H142V165ZM252 165V167H250V165ZM136 165H134V166H136ZM60 166V168L58 169V167ZM139 166H138V170H139ZM66 167V166H65ZM153 167V166H152ZM201 167H203L202 169H201ZM213 167V168H214ZM13 168V167H12ZM108 168V167H107ZM114 168V167H113ZM148 168V167H147ZM253 170H252V169ZM109 169H111L110 167H109ZM109 169H107V170H109ZM141 169V168H140ZM146 169V168H145ZM154 169V168H153ZM205 169V170H204ZM60 170H62V168L60 169ZM138 170H136V171H138ZM215 170V169H214ZM115 171V170H114ZM151 171H153V170H151ZM215 171H217V170H215ZM106 172V171H105ZM110 172H112V170L110 171ZM139 172H143V169L142 170H139ZM207 172H208V170H207ZM113 173V172H112ZM156 173H159V172H156ZM216 173V172H215ZM218 173V172H217ZM107 174H108V172H107ZM114 174H116V173H114ZM114 174L112 175V174H110L109 175V177L110 176H113L114 177ZM132 174H134V173H131V175ZM159 174V175H160ZM117 175V174H116ZM136 175V174H135ZM153 175V174H152ZM204 175V174H203ZM206 175H207V173H206ZM205 175V176H206ZM16 176V177H17ZM154 176V175H153ZM196 176V177H195ZM204 176V177H205ZM226 176V175H225ZM135 177V178H134ZM133 177V179H136V181H138L139 179H137L136 178V176H134ZM203 177V178H204ZM227 177V176H226ZM30 178V177H29ZM27 179V180H29V182L28 183H30V181H32L31 180V178L30 179ZM140 178V177H139ZM148 178V177H147ZM165 178H163V180L165 179ZM128 179H129V181H130V177H128L127 178V181H128ZM149 179V178H148ZM175 179V180H174ZM142 180V179H141ZM152 180V179H151ZM177 180H178V178H177ZM198 180V181H199ZM205 180V179H204ZM208 180V179H207ZM127 182V183H130V182ZM149 182H151L150 180H148ZM159 181V180H158ZM196 181V180H195ZM198 181H196V182H198ZM19 182V181H18ZM27 182V181H26ZM133 182V181H132ZM148 182V183H149ZM154 182V181H153ZM156 182V181H155ZM200 182V181H199ZM209 183V180L208 181H205V183ZM136 183V182H135ZM145 183H147V181L145 182ZM195 183V182H194ZM207 183H206V185H207ZM131 184H133V183H131ZM152 184V183H151ZM27 185H29V184H27ZM195 185H197V184H195ZM206 185H204L203 187H202V189H204L205 190V187H206ZM30 186V185H29ZM51 186H53V185H51ZM151 186V185H150ZM170 186V185H169ZM202 186V185H201ZM208 186V185H207ZM31 187V186H30ZM42 187V188H41ZM130 187V186H129ZM167 187V186H166ZM196 187H199V185L198 186H196ZM33 188H31V189H33ZM134 188V187H133ZM155 188V187H154ZM156 188H157V186H156ZM27 189V188H26ZM37 189H35V190H37ZM57 189V188H56ZM56 189H55V191H56ZM157 189H159V187L157 188ZM161 189H163L162 187H161ZM189 189V190H188ZM200 189V188H199ZM206 189H210L209 187H206ZM46 190H48V189H46ZM52 190V189H51ZM58 190V189H57ZM154 191H155V189H153ZM172 190V187H171V189H169V190H167L168 191V193L170 192H172L171 191ZM188 190V191H187ZM38 191V190H37ZM45 191V190H44ZM132 191V190H131ZM142 191V190H141ZM157 191V190H156ZM184 191V192H183ZM207 191V190H206ZM206 191H204L205 193H206ZM53 193H54V190L52 191ZM58 192V191H57ZM139 192V191H138ZM159 191H157L156 193L157 194H159L158 193ZM176 192H178V191H175V193ZM200 192H201V194H200ZM28 193V192H27ZM47 193V192H46ZM60 193H62V192H60ZM65 193V192H64ZM67 193V192H66ZM150 193V192H149ZM173 193H174V191H173ZM174 193V194H175ZM93 194V193H92ZM153 194H154V192H153ZM178 194V193H177ZM192 194V193H191ZM203 194V195H202ZM47 195V194H46ZM50 195H52V194H50ZM59 195V194H58ZM61 195V194H60ZM95 195V194H94ZM96 195H97V193H96ZM136 195V194H135ZM155 195V194H154ZM193 196L195 195L194 193L192 194ZM191 195V196H192ZM214 195V196H213ZM62 196V195H61ZM93 196V195H92ZM156 196V195H155ZM171 196H172V194H171ZM182 197V198H183ZM258 197V196H257ZM260 197V196H259ZM99 198V197H98ZM188 198H191V197H188ZM197 198V197H196ZM198 198V199H199ZM136 199H138V198H136ZM184 199V198H183ZM197 199V200H198ZM255 199H254V201H255ZM258 199V198H257ZM142 200H143V198H142ZM148 200V199H147ZM261 200V199H260ZM101 201V200H100ZM139 201H141V200H139ZM138 201V202H139ZM144 201H145V199H144ZM261 201H264V200H261ZM102 202V201H101ZM201 202V201H200ZM210 201L208 200V202L207 203H209ZM256 202V201H255ZM258 202V201H257ZM56 203H57V201H56ZM55 203V204H56ZM62 203H64V202H62ZM97 203V202H96ZM136 203V202H135ZM211 203V202H210ZM98 204H99V201H98ZM111 204H113V203H111ZM139 204V203H138ZM141 204H142V210H145V211H150V210H152L151 208H152V206H153V204H149V203H147V201L144 203V202H142L141 201ZM203 204V203H202ZM205 204V203H204ZM202 205L203 206V208H202V210H206L207 212H209V208H206L207 207V204H206V207H205V205ZM57 205V204H56ZM62 205V204H61ZM100 205V204H99ZM102 205V204H101ZM100 205V206H101ZM210 205H211V207H213V208H211L210 207ZM260 205V204H259ZM262 205V204H261ZM47 206V205H46ZM139 206V205H138ZM41 207V206H40ZM77 207V206H76ZM99 207V206H98ZM102 207H104V206H102ZM199 207H201V206H199ZM255 207V206H254ZM39 208V207H38ZM80 208H81V205H80ZM117 208H118V206H117ZM140 208H138L135 212H134V214H136L137 215V217H138V220L139 221H137L138 222V226L136 225V232H138V230H139V228H142V227H144V228H147V225H146V222L144 221V219L142 218V214H141V211L142 210H140V212H139V209ZM256 208H257V206H256ZM262 208V207H261ZM45 209H48V208H46L45 207ZM45 209H43V207H42V210H44V211H46ZM52 209V208H51ZM51 209H50V211H51ZM102 209V208H101ZM100 209V210H101ZM49 210V209H48ZM113 210V209H112ZM117 210V209H116ZM35 211V210H34ZM102 211V210H101ZM114 211V210H113ZM112 211V212H113ZM258 211V210H257ZM41 212H43V211H41ZM41 212H39L40 213V215L42 216V214L43 213H41ZM103 212H104V210H103ZM116 212V211H115ZM259 212H261V211H259ZM38 213V212H37ZM59 213V212H58ZM124 213V212H123ZM123 213H122V215H123ZM229 213H237L236 215H228ZM36 214V213H35ZM56 214V216H57V213H55ZM105 214V213H104ZM38 215V214H37ZM119 215V214H118ZM261 215V214H260ZM39 216V215H38ZM99 215H96V217L95 218H93L94 220H92L86 227H84V228H86L85 230H90V231H93V233H95V231H97V232H99L100 233V231H98V230H100V228L102 229V224H103V222L102 221H104V218H103V220L101 221V216H99ZM125 216H127V215H125ZM161 216V215H160ZM230 216H232L231 218H230ZM258 216V215H257ZM256 216V217H257ZM75 217H76V215H75ZM74 217V218H75ZM109 217V216H108ZM117 217H119V216H117ZM122 217V216H121ZM263 217V216H262ZM63 218V217H62ZM73 218V217H72ZM106 218H107V216H106ZM105 218V219H106ZM110 218V217H109ZM114 218H116V217H114ZM128 218V217H127ZM56 219V218H55ZM63 219H65V218H63ZM111 219V218H110ZM163 219V218H162ZM220 219V220H221ZM254 220V223L257 225V226H259L261 229L260 230H264L263 228V223L261 222V223H259L257 220H256V218L254 217L253 218ZM262 219H264V217L262 218ZM35 220H36V218H35ZM77 220H78V218H77ZM117 220H119V219H117ZM117 220H116V222H117ZM121 220V219H120ZM165 222H167L168 220L167 219H163ZM251 220V219H250ZM39 221V220H38ZM41 221V220H40ZM65 221V220H64ZM67 221V220H66ZM90 221V220H89ZM122 221H123V218H122ZM230 221V222H231ZM252 221V220H251ZM81 222V221H80ZM105 222H106V224H108L107 222L108 221H106L105 220ZM36 223V222H35ZM62 223H64V222H62ZM83 223H84V221H83ZM86 223H88V222H86ZM86 223H84V224H86ZM101 223V225L99 226V224ZM126 223H128V225H132L131 224V222H129V220H126L125 221V224ZM37 224V223H36ZM40 224H42V223H40ZM59 224V223H58ZM67 224V223H66ZM124 224V225H125ZM33 225V224H32ZM55 225V224H54ZM167 226H169V223H167L166 224ZM43 226V225H42ZM104 226H105V224H104ZM110 226V225H109ZM109 226H106V227H109ZM35 227V226H34ZM34 227H33V229H34ZM37 227V226H36ZM43 227H45V226H43ZM43 227H41V228H43ZM106 227H105V229H106ZM114 227V226H113ZM113 227H112V229L110 230V231H112L113 230ZM37 228H39V227H37ZM63 228V227H62ZM69 228V227H68ZM78 228V227H77ZM76 228V229H77ZM83 228V229H84ZM104 228V227H103ZM36 229V228H35ZM40 229V228H39ZM60 228H57V230H59ZM66 229V230H65ZM109 229V228H108ZM115 227H114V231H115ZM250 229V228H249ZM36 230H38V229H36ZM57 230H55V231H57ZM63 230L64 231H67V226H66V228H63ZM104 230V229H103ZM107 230V229H106ZM120 230V229H119ZM129 230H131V227H129ZM133 230V229H132ZM131 230V231H132ZM234 230H235V228H234ZM109 231V230H108ZM237 231V230H236ZM250 231V230H249ZM35 232V231H34ZM37 232H39V230L37 231ZM86 232V231H85ZM115 232H117V230L115 231ZM119 232V231H118ZM28 233V232H27ZM36 233V232H35ZM35 233H33V230H32V232L30 233V235L32 234H35ZM62 233V232H61ZM103 233V232H102ZM113 233V234H112ZM112 233H104V234H100V238H98V244L96 245V247H102V246H104V248L105 249H108V247L109 246H111V243H112V248L113 249H116L118 252V254L121 256V257H123V259H125V260H127V262L128 263H130V264H141L140 262L142 261V259H144V258H142L141 259V261L140 262H138V259H135V256H134V254L131 252V251H129L131 248H130V245H131V243L132 242H134L135 243V241H136V239L137 240H139L138 238H135V236L137 237V235H133V237L135 238V241H133V237L131 236L130 238H132V242L131 243H128V244H130L129 245V250H127V248L125 249V247H123L122 246V243L123 242H120L118 239H117V237L114 235V232H112ZM120 233V232H119ZM42 234V233H41ZM46 234V233H45ZM59 234H60V232H59ZM63 234V233H62ZM87 234H89V233H87ZM133 234V233H132ZM161 234H163V233H161ZM29 235V234H28ZM28 235H26V236H24L25 238L28 236ZM29 235V236H30ZM51 235V234H50ZM56 235V234H55ZM90 235V234H89ZM88 235V236H89ZM98 235V234H97ZM130 235V234H129ZM128 235V236H129ZM241 234H239V236H240ZM245 235V234H244ZM43 236V235H42ZM90 236H92V234L90 235ZM123 236V235H122ZM127 236V235H126ZM163 236V235H162ZM67 239H70V240H74L75 241V237H73L72 236V233L71 234H67L66 236H65ZM79 237V236H78ZM92 237H94V236H92ZM124 237V236H123ZM141 237V236H140ZM224 237H226V236H224ZM235 237V236H234ZM241 237H243V235L241 236ZM30 238V237H29ZM62 238H63V236H62ZM87 238V237H86ZM118 238H119V236H118ZM144 238V237H143ZM228 238V237H227ZM231 238H233V237H231ZM250 238H252L251 236H250ZM27 239H28V237H27ZM34 239V238H33ZM42 239H45V238H42ZM64 239V238H63ZM80 239H83V238H80ZM79 239V240H80ZM88 239V238H87ZM87 239H85V241L87 240ZM90 239H92V238H90ZM120 239V238H119ZM124 239V238H123ZM145 239H147V241H148V238H145ZM144 239V240H145ZM222 239V238H221ZM225 239V238H224ZM255 239H256V237H255ZM23 240H24V238H23ZM32 239H30V240H28V242L29 241H31ZM93 240H95V238L93 239ZM108 240H112V242L110 241V243H109V245L107 244L106 246L104 245V243H102V241L104 242H107ZM172 240V237H168V238H166L165 239V241H164V243L163 244H161V246L160 247H162L163 245H167V248L168 249H170L171 248V250H172V248L174 247V248H178L177 246H179L180 244H181V242H179V245L177 244V246L175 247V246H173L172 247V243L170 242ZM179 240H181L180 238H179ZM183 240V243L181 244V246L182 245H184L183 246V248H182V251L180 250V248H179V250H180V252L178 253L177 252V250H175L174 252H175V255H174V253H173V251H172V255H174V257L175 258H177L178 260L177 261H179V262H181V260L180 259H182L180 256H184L183 257V261H188L189 262V260H187V256L186 255H188L186 252L188 251V250H186L187 248L186 247H188V241H186V240H184V239H182ZM181 240V241H182ZM230 240V239H229ZM233 240V239H232ZM244 240V239H243ZM253 240V239H252ZM258 240V239H257ZM41 241V240H40ZM48 241H49V239H48ZM46 239L45 240H43V243L45 244V243H49ZM52 243H50V244H52L53 246H55V249H57L58 251H61L60 250V246H62V245H60L59 244V237H56V238H54L53 240H50ZM84 241V239L81 241V242H79L80 243V245H82L81 247L83 248V245L84 244H81V243H85V242H83ZM90 241V240H89ZM122 241V240H121ZM131 241V240H130ZM130 241H128V242H130ZM237 241V240H236ZM236 241H234L233 240V242H235V243H237ZM241 241V240H240ZM249 241V240H248ZM259 241V240H258ZM33 242V241H32ZM31 242V243H32ZM66 242V241H65ZM91 243H92V241H90ZM126 242V241H125ZM138 242V241H137ZM136 242V243H137ZM141 239H140V243L139 244H141ZM145 242V241H144ZM149 242V241H148ZM160 242V241H159ZM159 242H157V243H155V245L156 244H159ZM224 242V241H223ZM226 242V241H225ZM224 242V243H225ZM230 242V241H229ZM242 242V241H241ZM251 242H253V241H251ZM250 242V243H251ZM30 243V244H31ZM39 243V242H38ZM42 243V244H43ZM127 243V242H126ZM150 243V242H149ZM149 243H146L145 242V244H144V250H143V252L146 254L147 252H148V250H151V252L153 253L154 251H153V249H150V247H149ZM162 243V242H161ZM212 243H213V241H212ZM211 243V244H212ZM218 243V242H217ZM220 243H222L221 241H220ZM228 243V242H227ZM231 243V242H230ZM229 243V244H230ZM258 243V242H257ZM30 244H28L29 246H30ZM39 244H41V243H39ZM125 243H123V245H124ZM139 244H138V246H139ZM151 244V243H150ZM204 244V243H203ZM202 244V245H203ZM219 244V243H218ZM217 244V245H218ZM233 244V243H232ZM249 244V243H248ZM36 245V244H35ZM127 244H125L124 246H126ZM136 245V244H135ZM152 245V244H151ZM169 245V246H168ZM205 245V244H204ZM203 245V246H204ZM214 245V244H213ZM222 245V244H221ZM220 245V246H221ZM231 245V244H230ZM235 245V244H234ZM241 245V244H240ZM34 246V245H33ZM47 246V245H46ZM84 246H86L87 247V242H86V245H84ZM132 247H133V243H132V245H131ZM140 246H142V245H140ZM139 246V247H140ZM153 246H154V243H153ZM199 247H200V244L198 245ZM209 246H210V244H209ZM226 246V245H225ZM239 246V245H238ZM244 246H245V244H244ZM35 247V246H34ZM65 247V245H63V247H61V248H64ZM115 247V248H114ZM137 247V246H136ZM157 247H158V245H157ZM158 248L157 250H160V249H163V247L162 248ZM210 247H212V246H210ZM215 247V246H214ZM217 247V246H216ZM223 247V246H222ZM228 247H229V245H228ZM235 247H237L236 245H235ZM234 247V248H235ZM241 248H242V245L240 246ZM31 248V247H30ZM36 248H37V246H36ZM35 248V249H36ZM98 248V249H99ZM134 248V247H133ZM142 247H140V250H142L141 249ZM155 248V247H154ZM189 248H190V246H189ZM200 248H203V247H200ZM232 248V247H231ZM238 248V247H237ZM245 248V247H244ZM68 249V248H67ZM88 249V248H87ZM90 249V248H89ZM93 250H95L96 248H92ZM101 249V248H100ZM105 249H103V250H105ZM135 249H138V248H134L133 249V251L135 252ZM167 249V250H168ZM197 249H198V247H197ZM205 250H206V246H205V248H204ZM224 249V248H223ZM226 249V248H225ZM229 249V248H228ZM243 249V248H242ZM242 249H241V251H242ZM246 249V248H245ZM154 250H156V248L154 249ZM166 250V251H167ZM171 250H170V252H171ZM174 250V249H173ZM190 250H192V248H190ZM209 250H211V249H209ZM213 250V249H212ZM218 250H220V248L218 249ZM217 250V252H219ZM229 250H231V249H229ZM233 250V249H232ZM38 251H40V250H38ZM37 251V252H38ZM63 251V250H62ZM67 250H65V252H66ZM71 251V250H70ZM69 251V252H70ZM100 251V250H99ZM110 251V250H109ZM193 251V250H192ZM194 251H195V249H194ZM207 251V250H206ZM222 251V250H221ZM237 251V250H236ZM244 251V250H243ZM41 252H42V250H41ZM40 252V253H41ZM72 252V251H71ZM107 252H108V250H107ZM138 252V250H136V253ZM150 252V253H151ZM162 252H164L163 250L161 251V253ZM168 252V251H167ZM200 251H198V252H195V254L194 255H196V253H197V255L198 254H200L199 253ZM208 252V251H207ZM213 252V251H212ZM216 252V251H215ZM214 252V253H215ZM226 252H227V250H226ZM238 252V251H237ZM245 252H246V250H245ZM39 253V255H41ZM101 253V252H100ZM102 253H104L105 254V252L104 251H102ZM140 253V252H139ZM190 253V252H189ZM205 253V252H204ZM211 253V252H210ZM221 253H224V251L223 252H220L219 253V256H220V254ZM234 253V250L232 251V254ZM238 253H240V252H238ZM46 254V253H45ZM60 254V253H59ZM58 254V255H59ZM63 254H64V252H63ZM63 254H61V256L63 255ZM69 254V253H68ZM67 253L65 254V256L66 255H68ZM72 254V253H71ZM104 254H102V256L104 255ZM107 254V253H106ZM109 254V253H108ZM142 254V253H141ZM164 255L165 254H168V253H163ZM176 254H177V257H176ZM182 254H184V255H182ZM202 254V253H201ZM200 254V256L202 257V255ZM215 254H217V253H215ZM226 254V253H225ZM228 254V253H227ZM235 255L237 254V253H234ZM73 255V254H72ZM94 255H96V254H94ZM115 255V254H114ZM119 255H116V256H119ZM190 255L191 254H189V257H190ZM218 255V254H217ZM244 254L242 253V256H243ZM30 256H31V254H30ZM46 256H47V254H46ZM105 256V255H104ZM104 256H103V258H104ZM152 256V258H150V256H149V254H148V258H145L146 260V264H168L167 262L165 263V259H166V257H167V255L166 256H164L165 257V259H164V257H163V261L160 259V257H161V254H160V252L159 253H154L153 255H151ZM160 256V257H159ZM227 256V255H226ZM225 255L223 256V257H226ZM39 257V256H38ZM43 257V256H42ZM41 257V258H42ZM45 257V256H44ZM74 257V256H73ZM95 257H98V256H95ZM105 257H107V255L105 256ZM110 257V256H109ZM173 257V256H172ZM173 257V258H174ZM192 257V256H191ZM196 257V256H195ZM214 257V256H213ZM228 257H229V255H228ZM227 257V258H228ZM234 257V256H233ZM236 257H238V256H236ZM65 258V257H64ZM68 258V257H67ZM71 258V257H70ZM141 258V257H140ZM173 258H171V261L170 262H174V259ZM180 258V259H179ZM194 258V257H193ZM197 258V257H196ZM195 258V259H196ZM207 258V257H206ZM215 258L216 259H210V261H211V263H213V264H226V262H225V259H223V258H217L216 256H215ZM231 258H232V255L230 256V260H231ZM54 261V263H51V264H58L59 262H60V260H61V257L59 256H57V257H55V258H52ZM51 259V260H52ZM75 259V258H74ZM99 259V258H98ZM191 259L192 258H190V261H191ZM198 259H199V257H198ZM202 259V258H201ZM204 259V258H203ZM234 259V258H233ZM39 260V259H38ZM37 260V261H38ZM100 260V259H99ZM173 260V261H172ZM176 260V259H175ZM194 260V259H193ZM177 261H175V263L174 264H178V262ZM195 261V260H194ZM194 261H192V263L194 262ZM204 261V260H203ZM207 261H209V260H207ZM24 262H26V261H24ZM49 262V261H48ZM64 262V261H63ZM67 262V261H66ZM84 262H89V261H85L84 260ZM202 262V261H201ZM231 262V261H230ZM28 263V262H27ZM102 263H103V261H102ZM121 263V262H120ZM187 263V262H186ZM24 264V263H23ZM66 264V263H65ZM109 264H118V262L117 261H115V260H111L110 261V263ZM125 264V263H124ZM170 264H172V263H170ZM185 264V263H184ZM188 264V263H187ZM195 264V263H194ZM197 264V263H196ZM229 264H231V263H229ZM236 264V263H235Z\"/></svg>", "mask_w": 264, "mask_h": 264}]
</instances>
